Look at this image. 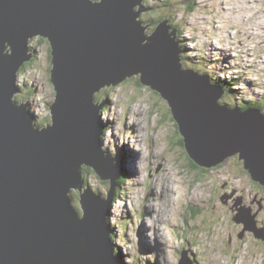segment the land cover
Instances as JSON below:
<instances>
[{"label": "water", "instance_id": "1", "mask_svg": "<svg viewBox=\"0 0 264 264\" xmlns=\"http://www.w3.org/2000/svg\"><path fill=\"white\" fill-rule=\"evenodd\" d=\"M141 1L0 0V264H118L105 216L122 169L99 150L98 114L106 102L93 104L102 87L135 74L168 101L190 159L209 169L239 153L244 170L264 187L263 115L217 105L221 93L193 70H181L177 30L167 34V20L145 36L149 25L137 18L154 9ZM34 37L51 45L56 91L52 125L40 131L27 103L11 101ZM6 42L10 55L3 54ZM82 165L110 179V190L107 201L83 190L78 219L66 194L69 188L80 193ZM179 264L191 263L183 256Z\"/></svg>", "mask_w": 264, "mask_h": 264}, {"label": "rangeland", "instance_id": "2", "mask_svg": "<svg viewBox=\"0 0 264 264\" xmlns=\"http://www.w3.org/2000/svg\"><path fill=\"white\" fill-rule=\"evenodd\" d=\"M170 1L173 2L171 6L166 0H156L154 6H157L161 14L156 12L153 17L169 19L165 16H170L173 25L178 24L183 28L182 37L187 38V44H179L178 47L181 52L186 48L188 57L182 69H194L195 60L200 58V45L202 54L208 60L215 61L217 56H210L207 52L214 44L218 50H226L230 55L225 51L216 52L221 59L219 64L210 66L212 78L215 81L219 78L239 81V86L234 88L237 93L234 98L221 100L220 103H238L243 100L250 103L258 100L259 93L264 91V0ZM151 2L148 0V3ZM140 3L149 5L143 0ZM178 5L182 8H178ZM184 5L192 7L184 9ZM138 9L139 6L135 12ZM146 14L144 12L137 18L138 22L143 21L141 26L148 20ZM149 27L145 32L150 33ZM177 37L181 40L180 34ZM229 40H233L232 44L228 43ZM30 41L32 43L27 45L25 52L26 55H32L33 66L19 76V82L27 87L20 86L21 89H17L18 94H13L11 101L28 97L32 110L38 114L34 124L41 126L42 120L43 125L50 122L47 105L56 100V91L54 93L51 84L48 42H41L37 37ZM4 46H7V42ZM36 46L43 50L41 54L30 49ZM6 51L11 54L10 46L4 49L3 54ZM185 57V53L181 54L179 62ZM232 58L234 60L230 62ZM220 62L225 64L223 73ZM230 67L236 68L233 70L236 74L227 73ZM131 77L114 88L110 86L101 89L95 94L94 101L96 104L105 101L108 107L99 113L105 128L101 150L104 152L106 146L116 155L122 145L126 148L123 149L126 183L115 203L113 201L114 207L110 213V217H115L114 232L109 219L112 229L110 234L113 236L111 245L115 255L119 257L125 252V257L134 262L139 260L141 247L150 246L153 262L158 264H179L183 256L193 264H264V193L251 179L248 171L244 170L242 161H238L237 157L226 158L224 164L220 168L211 169L208 176L201 168L199 171L190 169L188 166L196 165L191 163L179 145L181 135L176 132L167 102L159 93L139 83L141 73ZM26 80H29L30 88L35 89L31 95ZM133 122L138 125V134L135 135L130 127ZM133 155L134 163L130 166L128 161ZM93 174V170L81 173L85 185L88 184L92 193L106 197L109 182H105L102 194L104 182H101L102 188H98L100 184L96 183ZM197 178L203 179V183H193ZM136 181L137 184H134ZM174 182L180 186L175 188ZM182 186L187 189L184 199L181 198L183 191L179 189ZM195 194L200 195L197 201L194 200ZM69 197L73 207L82 215L77 191L72 190ZM147 208L150 214L151 210L156 213L138 217L133 232L124 233L123 220L127 216L133 219L134 212L139 214ZM162 211H166L165 214Z\"/></svg>", "mask_w": 264, "mask_h": 264}, {"label": "clouds", "instance_id": "3", "mask_svg": "<svg viewBox=\"0 0 264 264\" xmlns=\"http://www.w3.org/2000/svg\"><path fill=\"white\" fill-rule=\"evenodd\" d=\"M92 2H101V0H91ZM144 2H147L148 3V0H143ZM155 1L156 0H152V2L151 3H148L149 5H147L148 7H149V9H152V8H155V9H157V7L156 6H154V3H155ZM167 2H169V5L171 6V4L173 3V2H171L170 0H166ZM178 4H180L179 2H178ZM140 5H141V3H140ZM143 6H146V5H141V7H143ZM138 7V6H137ZM136 7V8H137ZM166 7H168L169 8V6H166ZM190 7H192V6H183V8L184 9H186V8H190ZM172 8H175V7H172ZM178 8H182V7H178ZM135 10V9H134ZM159 10V9H158ZM192 11H194V9H192ZM150 12H154V10H148V11H146L145 13H147L146 15L148 16V20H154V21H156L157 20V18H154L153 17V15L156 13V11L154 12V14L153 15H149V13ZM144 13V12H143ZM142 14V13H141ZM165 17H169V19H159V21H157L156 23H154V22H149L148 20H145L144 22V24L142 25V27H146L147 25H149V26H151V27H149L148 29H150V33L149 32H145V36H151L154 32H155V29L157 28V26L161 23V22H163L164 20H167V23H166V26L167 27H169V29H168V34H170L174 29H176L177 30V32L175 33L176 35H175V42L176 43H178V45L180 44V45H182V46H184V44H187V43H185V41L187 40V38H185V37H182V34H183V28L181 29L180 28V26L177 24V25H173L172 24V20L170 19V16H165ZM147 21L149 22V23H147ZM140 22V24H142L143 23V21H139ZM228 29H230V27H228ZM146 30V29H145ZM178 34H180V38H181V40L182 41H184V43H182L181 42V40H178V37H177V35ZM173 37V36H172ZM37 38H40L41 39V42L42 41H44V40H46L47 42H48V44H49V46H50V50H49V52H50V55H49V59H50V62H51V68H50V76H51V71H52V58H51V45H50V43H49V41L47 40V39H43V38H41V37H37ZM34 39H35V37H34ZM40 42V43H41ZM29 43H32L30 40H29V42H28V44ZM27 44V45H28ZM28 48H27V46H26V50H27ZM30 49H33L34 51H35V53L37 52V54H41L42 52H43V50L41 49V48H39V46H36V47H34V48H32V47H30ZM186 48H184V51L182 52V53H180L178 56H179V58L181 59V54H183V53H185L186 54V57L182 60V62H179V64L181 65V66H185L186 65V63H185V59L188 57V54H187V52H186V50H185ZM30 52V51H29ZM199 57V56H198ZM31 63V64H30ZM33 66V64H32V59H30L29 60V63L28 62H25V63H23L22 65H21V67H19V69H18V71L16 72V75H15V77H14V89H21V87L20 86H22V87H27L26 85H22L20 82H19V76H21L22 75V73H24L25 71H26V69L27 68H31ZM23 67H25V69H24V71H22L21 72V69L23 68ZM194 70L196 71V73H197V75L198 76H200V58L198 59H196L195 60V66H194ZM139 74H135V76H138ZM130 78H132V77H130ZM128 78H126L125 79V81L127 80ZM141 79L139 78V83L141 84V85H143L142 83H141V81H140ZM125 81H123V82H125ZM122 82V83H123ZM26 84L29 86V90H31V91H29L30 92V94L29 95H31V93H33L34 91H35V89L34 88H30V83H29V80H26ZM51 84H52V87H53V89H54V85H53V83L51 82ZM121 84V83H120ZM119 85V84H118ZM110 86H113V85H110ZM143 86H145V87H149L150 89H151V86H147V85H143ZM105 87H107V86H104V87H102V89L103 88H105ZM151 90H153V89H151ZM101 91V90H100ZM99 91V92H100ZM153 91H156V90H153ZM26 92H27V90H26ZM25 92V93H26ZM157 93H159L160 94V92H158V91H156ZM54 93H55V90H54ZM98 93V92H97ZM18 94V93H17ZM16 94V95H17ZM96 94V93H95ZM95 94H94V101H95ZM161 96V95H160ZM13 98H14V95H13ZM163 100H165L166 102H167V100L166 99H164L163 98ZM28 101H31V100H29L28 99V97H25L24 98V100H16V99H13V102H14V104H16V105H25L26 103V111L30 114V115H33V119H34V121H35V119H36V117L38 116V114H36L33 110H32V108H31V104H29L28 103ZM55 102V101H54ZM53 102V103H54ZM53 103H51V105H53ZM95 105H96V103H94ZM229 104V103H228ZM51 105H47V108H48V110H49V117H50V122H48L47 123V125H43L42 123H44V121L42 120V123H41V126H37V125H35L33 122H32V125H33V127L34 128H36V127H38L36 130H42V129H45L47 126L49 127V126H51L52 125V115H51V110L49 109L50 107H51ZM230 105V104H229ZM97 106H99V104H97ZM169 106V105H168ZM170 107V106H169ZM170 114H171V118H172V120H173V123H174V126L177 128L176 129V132H177V134L179 133V128H178V125H177V123H176V121L174 120V118H173V115H172V113H171V107H170ZM99 117H100V119H101V116L99 115ZM39 121L41 122V118H40V116H39ZM101 122H102V119H101ZM101 130H102V132H101V136H102V139H104V137H103V135H104V133H105V128H104V124L102 123V125H101ZM178 130V131H177ZM180 134V133H179ZM181 135V134H180ZM178 137H180L179 135H178ZM169 140V142H170V139H168ZM179 142H182V146H181V148H182V150L184 151V153L186 152V150H185V147H184V138L181 136L180 137V139H179ZM125 147V145H122L121 146V148L122 149H119L118 148V151H117V154L115 155L114 154V152H110L109 151V148L108 147H106V146H104V148H105V150H106V152H107V154L109 155V156H111L112 158H114L115 160H120V158H124V154H125V152H124V150L123 149H126V148H124ZM127 148H129L130 150H131V147L130 146H128ZM187 153V152H186ZM188 155V154H187ZM187 157V156H186ZM189 157V156H188ZM233 157H237L238 159H239V153L238 154H235V155H233V156H231V158H233ZM134 158V155H133V157L132 158H130L129 160H130V162H132V159ZM228 158H230V157H228ZM227 158V159H228ZM140 159H141V161H142V157L140 156ZM178 159V158H177ZM192 162V164H195L197 167H199V168H201L202 169V171H205L206 170V172L209 170V169H206L205 167H200L195 161H193L192 159H190ZM226 160V159H225ZM225 160L223 161V162H221L220 164H218V165H216L215 167H213L214 169H217V168H220L223 164H224V162H225ZM239 161H241V160H239ZM182 164V163H181ZM242 164H243V162H242ZM183 165V164H182ZM85 168H87V170H85ZM191 169V168H190ZM89 171H91V168L90 167H86V165H82L81 167H79V173H87V172H89ZM246 172H247V170H245ZM141 172V171H140ZM95 177H96V183L97 184H100L99 185V187L98 188H102V183H101V181H100V179H99V176L97 175V174H93ZM135 176H136V174H135ZM124 178V174H123V171H122V173H121V175H120V178H119V180L121 181L122 179ZM198 182H200V180H198V178H197V180H196V182H193V183H198ZM257 184H258V187L259 188H263L261 185H260V183L259 182H256ZM134 184H137V181L136 182H134ZM104 188H105V182H104V185H103V188H102V194H104ZM262 193H264V191H261ZM130 193V192H129ZM74 201V200H73ZM70 203V207H71V209H72V211L77 215V216H79L80 215V213L81 212H79V211H77L74 207H73V205H72V200L69 202ZM74 203L76 204V206H77V203H76V201H74ZM114 207V205H112L111 206V208H113ZM77 209H78V206H77ZM82 209V208H81ZM132 211H134V210H132ZM79 212V213H78ZM112 212H113V210H112ZM132 214V213H131ZM150 215V213H149V209L147 208V209H143V211H142V213H139V214H137V212H134L132 215H133V219L132 218H130V217H128L127 216V218H125L124 220H123V222L122 223H124V229L122 230L124 233H125V231H127L128 233H132L133 232V226H134V224L136 223V220L138 219V217L140 218V217H142V216H145V215ZM152 216V215H151ZM112 217V218H111ZM111 217H110V214H109V218L107 219V226L109 227L110 225H109V219L112 221V223H110L111 225H112V229H113V232H114V228H113V225H114V223H113V220L115 219V217H114V215H111ZM146 217H150V216H146ZM135 221V222H134ZM112 229H110V232L112 233ZM110 237L111 238H113V236L110 234ZM115 248V247H114ZM115 250V249H114ZM140 251V255H139V260H134V262L133 261H131L130 260V258H127V257H125V252H122L121 254H120V256L117 258V259H119V261H120V263L121 264H140L141 263V261L143 262V264H158L157 262H153V258L151 259L150 257H149V255H151V253H152V248L150 247V246H148V247H144V246H142L141 247V249L139 250ZM143 256H148L149 258L148 259H146V258H144ZM138 262V263H137Z\"/></svg>", "mask_w": 264, "mask_h": 264}, {"label": "bare ground", "instance_id": "4", "mask_svg": "<svg viewBox=\"0 0 264 264\" xmlns=\"http://www.w3.org/2000/svg\"><path fill=\"white\" fill-rule=\"evenodd\" d=\"M172 7H173V5H172ZM178 7H179V5H178ZM142 8H144V9H149V7L148 6H143ZM152 9H154L155 10V8H152ZM259 11H261V9L259 10ZM146 12V11H145ZM223 12H224V10H223ZM261 12H263V11H261ZM234 13V12H233ZM224 15H225V13H224ZM245 19H247V17L245 16ZM245 22V21H244ZM168 34V33H167ZM170 38H172V36L170 37ZM176 43V42H175ZM179 48V47H178ZM7 55H9V54H7ZM229 57V56H228ZM229 59V58H228ZM181 68V70H187V69H189V70H193V72L194 73H196V71L194 70V69H192V68H187V69H182V66L180 67ZM227 73H228V71H227ZM228 77V76H227ZM35 78H33L32 80H34ZM224 79H226V78H224ZM32 80H30L31 81V83H32ZM226 80H228V79H226ZM233 83V82H232ZM225 84H228V82H225ZM222 89H223V87H221ZM222 100V98H220L219 100H218V102H217V105H219V106H221V105H224V106H226L227 107V109H231L230 108V106L228 105V104H221L220 103V101ZM32 103V102H31ZM108 104H109V101H108ZM114 104V103H113ZM167 104H168V101H167ZM99 105H101L100 103H99ZM107 105V102L104 104V106H103V108H101V110H99V113L101 112L102 113V111L104 112L108 107L106 106ZM169 105V104H168ZM93 106H95V104H93ZM245 111H241V113H244ZM98 116H99V114H98ZM264 117V116H263ZM111 119V118H110ZM116 120V119H115ZM135 120V119H134ZM263 120H264V118H263ZM111 121H114V119H112ZM33 122H34V120H33ZM103 123V122H102ZM115 126V125H114ZM131 128H132V130L134 131L133 133H134V135L135 134H138V125L136 124V122H133V123H131V126H130ZM33 129H37V128H34L33 127ZM101 139H102V136H99V150H100V152H103L102 150H101V148H102V143H101ZM104 150V149H103ZM105 151V150H104ZM107 153V152H106ZM108 155V154H107ZM134 155H137V156H139L138 154H134ZM128 163H129V165L131 166L134 162H130V161H128ZM113 164L114 165H119L120 166V168L122 169V171H124L125 169H124V167H123V164H120V162H119V160H118V162H113ZM126 164H127V160H126ZM91 168V170H93L94 171V173L95 174H97L96 172H95V170L93 169V167H90ZM127 173V172H126ZM98 175V174H97ZM121 175V174H120ZM126 176H127V174H126ZM119 178H120V176H119ZM99 179H100V177H99ZM79 180H80V184H81V190H80V193H79V190L77 189V188H75V190L77 191V195H78V197H79V201H80V195H82L83 194V190H85L86 188H89L88 187V185L86 186L85 185V183H84V180H83V178H82V176H81V173H79ZM119 180V179H118ZM118 180H116L115 181V184H116V182L118 181ZM100 181L101 182H109V189H108V192H107V195H106V197H104V196H101V195H99V194H96V193H92L91 191H90V193L92 194V195H94V196H96V197H98V198H100V199H103L104 201H107V197H108V194H109V190H110V179H107V180H101L100 179ZM125 183L126 182H123V186L121 187V189L124 187V185H125ZM174 186H175V188L177 187V186H180V185H177L175 182H174ZM116 189H117V185H116ZM116 189H115V192H116ZM179 189H181L182 191H183V197H181L182 199H184V197L186 196V192H187V189L185 188H183V186H182V188H179ZM72 190H74V188H69L68 189V193L66 194V199L68 200V204H69V207H70V197H69V194H70V192L72 191ZM74 190V191H75ZM173 192V191H172ZM193 192H194V190H193ZM178 193H179V191H178ZM197 194V193H196ZM196 194H195V196H194V200L195 201H197V199H199L200 198V195H198V196H196ZM114 195H115V193H114ZM114 199V198H113ZM178 200H179V198H178ZM114 201V200H113ZM198 203V202H197ZM80 204V203H79ZM113 204V203H112ZM112 204H111V206H112ZM80 206H81V204H80ZM149 207V206H148ZM71 208V207H70ZM150 208V207H149ZM196 209V208H195ZM172 210V209H171ZM197 210V209H196ZM71 211H72V209H71ZM149 211H150V209H149ZM152 212H151V214L150 215H152V214H154V213H156V211L155 210H151ZM73 212V211H72ZM164 214H165V212L166 211H162ZM111 213V207H109V214ZM109 214H107L106 216H105V226L107 227V229L109 230V232H110V226L108 227L107 226V219H108V217H109ZM76 215V214H75ZM77 216V215H76ZM250 217V216H249ZM251 217H252V215H251ZM77 218L78 219H82L83 218V210H82V215H79V216H77ZM108 239H109V241H110V244H111V241H112V238L110 237V234H109V236H108ZM113 248H112V245L110 246V250H112ZM111 253H112V257H113V259H115L117 262H118V264H121L120 263V261H119V259H117L118 258V256H116L115 255V252L112 250L111 251ZM181 254V253H180ZM187 254H188V252H187ZM190 260V259H189ZM191 264H193V263H191Z\"/></svg>", "mask_w": 264, "mask_h": 264}, {"label": "trees", "instance_id": "5", "mask_svg": "<svg viewBox=\"0 0 264 264\" xmlns=\"http://www.w3.org/2000/svg\"><path fill=\"white\" fill-rule=\"evenodd\" d=\"M157 7V6H156ZM155 12V11H154ZM154 12L152 13V12H150L149 13V15H153L154 14ZM157 13H159V14H161V12H159L158 11V9H157V11H156ZM160 18H162V17H159V18H157V20L156 21H154V20H148L149 22H154V23H156L157 21H159V19ZM147 21V23H149ZM45 41V40H44ZM46 42V41H45ZM29 63V62H28ZM31 64V63H30ZM189 66H191L192 67V64L190 63L189 64ZM24 69H25V67H23L22 69H21V72L22 71H24ZM224 81V83L225 82H228V80H226V79H224L223 80ZM32 82H33V80H32ZM228 83H232V82H228ZM234 83V82H233ZM222 84V83H221ZM220 84V87H223L222 85ZM226 104H228V102H225ZM229 105V104H228ZM230 106V105H229ZM241 111H244V110H241ZM34 123V122H33ZM179 145L180 146H182L183 144H182V142H179ZM176 146L178 147V144L176 143ZM119 162H120V164H123V162H124V158H120V160H119ZM194 165V164H193ZM189 168H191V169H196V170H198L199 171V167H191V166H188ZM206 171V170H205ZM123 174H124V178L120 181V180H118L117 182H116V185H117V189H116V192H115V195H114V203H115V201H116V198L121 194V192H120V190H121V187L123 186V182H126V180H125V178H126V170H124L123 171ZM88 184L86 183V186H87ZM262 191H264V187L263 188H260ZM193 208H195V206H192ZM193 242H195L196 243V241H193ZM196 244H198V243H196Z\"/></svg>", "mask_w": 264, "mask_h": 264}]
</instances>
